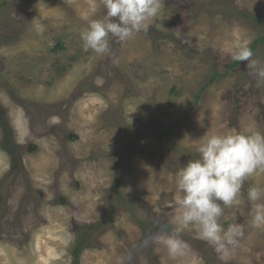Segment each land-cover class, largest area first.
<instances>
[{
  "label": "rangeland",
  "instance_id": "obj_1",
  "mask_svg": "<svg viewBox=\"0 0 264 264\" xmlns=\"http://www.w3.org/2000/svg\"><path fill=\"white\" fill-rule=\"evenodd\" d=\"M104 15L102 0H0V122L18 149L0 145V264H264L247 195L264 171L220 202L222 227L243 225L230 255L195 225L183 254L158 240L177 227L176 174L200 138L264 134V78L232 59L255 44L264 68V0H162L146 31L85 51Z\"/></svg>",
  "mask_w": 264,
  "mask_h": 264
},
{
  "label": "clouds",
  "instance_id": "obj_2",
  "mask_svg": "<svg viewBox=\"0 0 264 264\" xmlns=\"http://www.w3.org/2000/svg\"><path fill=\"white\" fill-rule=\"evenodd\" d=\"M105 15L90 20L81 33L85 51L97 54L110 51V39L125 41L141 31L148 22L157 17L162 0H102ZM250 48H238L232 59L248 61V67L264 78V68L252 59ZM198 157L188 160L176 174V187L183 212L176 217L177 227L173 234L161 236L160 242L167 246L173 256L183 254L187 244L179 239L184 228L195 225L197 235L224 256L231 254L243 235V225L232 224L227 229L219 223L222 205L230 206L241 191L243 181L258 170L264 171V134L254 132L205 134L200 138ZM248 199L255 203L251 212L254 226L264 224V187L248 189Z\"/></svg>",
  "mask_w": 264,
  "mask_h": 264
},
{
  "label": "trees",
  "instance_id": "obj_3",
  "mask_svg": "<svg viewBox=\"0 0 264 264\" xmlns=\"http://www.w3.org/2000/svg\"><path fill=\"white\" fill-rule=\"evenodd\" d=\"M257 42L263 43L264 42V35L262 37H260L257 40ZM255 48H256V45L253 44L251 46V51L254 50ZM238 62L239 61H237V63ZM237 63H235L234 65H237ZM0 128L2 129V132H3L2 133V138H1L2 140H1V144H0L2 149L11 157V159L14 158L17 161V158H16L15 155H16V151L18 149H17V144L15 143L14 133H13L12 129L9 127L8 122H5L3 120H1V122H0ZM121 168H122L121 165L117 167V169L119 171H120ZM119 186H120L119 183H116L115 191H117L119 189ZM79 248H80V246H77V249L74 252V255H75L76 259L78 258L79 253H80Z\"/></svg>",
  "mask_w": 264,
  "mask_h": 264
},
{
  "label": "flooded vegetation",
  "instance_id": "obj_4",
  "mask_svg": "<svg viewBox=\"0 0 264 264\" xmlns=\"http://www.w3.org/2000/svg\"><path fill=\"white\" fill-rule=\"evenodd\" d=\"M70 138V137H69Z\"/></svg>",
  "mask_w": 264,
  "mask_h": 264
}]
</instances>
